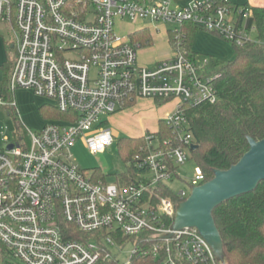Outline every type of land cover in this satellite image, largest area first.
Wrapping results in <instances>:
<instances>
[{
    "label": "built area",
    "instance_id": "1",
    "mask_svg": "<svg viewBox=\"0 0 264 264\" xmlns=\"http://www.w3.org/2000/svg\"><path fill=\"white\" fill-rule=\"evenodd\" d=\"M239 16L242 22L238 23ZM251 11L230 0H0V24L10 30L14 51L5 109L20 129L18 89L53 102L67 118L47 121L29 144L19 139L0 149V262L6 264H224L196 228L173 230L176 207L206 182L199 167L173 198L160 194L191 158L194 138L182 105L218 100L209 59H191L180 46L150 67L137 62L139 41L115 30L117 21L160 25L192 24L230 45L251 42ZM141 30L149 31V24ZM168 32V33H169ZM178 100L164 119L173 138L144 136L132 157L135 183H107L78 169L67 154L83 138L92 154L110 150L114 138L101 117L136 99ZM12 149H8L9 146ZM128 176V173H124ZM132 250L120 262L113 250Z\"/></svg>",
    "mask_w": 264,
    "mask_h": 264
},
{
    "label": "trees",
    "instance_id": "2",
    "mask_svg": "<svg viewBox=\"0 0 264 264\" xmlns=\"http://www.w3.org/2000/svg\"><path fill=\"white\" fill-rule=\"evenodd\" d=\"M242 20L239 16L238 23ZM247 28L254 29L253 41L242 46L231 44L234 57L229 61L194 53L192 45L199 29L192 24L183 25L178 32L168 33L171 47L180 46L191 59L201 61L208 58L209 73H220L216 81V103L197 107L182 105L197 146L191 151V159L203 172L206 182L213 178L214 170H227L239 161L249 149L248 137L254 141L264 138V8L251 10ZM130 37L139 41L142 48L152 44L147 30L130 34ZM12 65L13 60L8 57L1 66L0 92L5 98L10 97L8 76ZM163 103L157 102L158 105ZM39 111L47 121L59 122L67 118L54 106L43 105ZM155 135L160 140L173 138L164 120L159 121ZM143 145V137L123 138L117 142L126 164ZM96 170L97 176L103 175L101 170ZM127 173L128 176L121 175L120 181L135 183L138 170L128 166ZM160 194L176 201V195L168 187L161 188ZM213 219L223 242L225 264H264V181L254 191L218 206L213 211Z\"/></svg>",
    "mask_w": 264,
    "mask_h": 264
},
{
    "label": "rangeland",
    "instance_id": "3",
    "mask_svg": "<svg viewBox=\"0 0 264 264\" xmlns=\"http://www.w3.org/2000/svg\"><path fill=\"white\" fill-rule=\"evenodd\" d=\"M174 3L180 6L175 0ZM149 24V32L152 37V44L148 47L141 48L138 51L137 62L145 67L153 65L154 60H162L173 53V50L168 42V32L177 28L175 25H160L159 31L155 28V25L149 22H144L142 27ZM138 26L136 23L130 21H117L115 24L116 32L128 40L130 34ZM197 32L206 34L219 40L222 46L228 52V57L233 59L234 52L230 44L222 41L218 36L213 33H209L203 30ZM198 33V34H199ZM255 35L254 32L251 33ZM0 36L6 42L4 48L3 59L7 56L13 60L14 51L9 46L10 30L0 24ZM212 57V56H208ZM214 58V57H212ZM218 59V58H215ZM221 61H227L218 59ZM229 61V60H228ZM0 62V63H1ZM3 79V73L0 70V82ZM143 99V98H141ZM136 99L129 107L119 109L112 115L107 117H101L102 120H106L107 123L103 126L106 130L110 131L114 143L110 150H106L103 153L92 154L86 147L85 140L83 138H77L74 144L68 149L67 154L70 156L71 162L80 170L90 174L93 169H99L106 176L107 183H116L119 180V176L124 174L128 170V165L122 159L120 152L117 148V142L123 138H139L149 134L156 133L158 131V112H171L169 115L176 111L175 103L178 100L165 101V103L158 105L156 102L154 109L147 105L146 102ZM145 100V99H143ZM151 100V99H146ZM11 101L16 103V109L18 110L17 117L21 128H17V123L6 113V110L0 109V149H4L8 143L13 142L15 139H19L24 145L29 144V136L27 131L32 133L38 132L43 125L47 122L40 114V107L43 105L53 106V102L46 98L36 96L30 90L18 89L11 95ZM151 102V101H150ZM162 111H161V110ZM167 117V116H166ZM7 139V142H5ZM196 164L190 158L183 166H180L177 170L178 177H174L172 181L166 182V186L173 192L188 189V183L194 175V169ZM132 250L131 245H126L121 251L113 250L114 254H117L120 262H124L128 259L129 253ZM14 264H18L17 261H13ZM0 264H6L1 263Z\"/></svg>",
    "mask_w": 264,
    "mask_h": 264
},
{
    "label": "water",
    "instance_id": "4",
    "mask_svg": "<svg viewBox=\"0 0 264 264\" xmlns=\"http://www.w3.org/2000/svg\"><path fill=\"white\" fill-rule=\"evenodd\" d=\"M249 149L227 170H214L213 178L192 189L190 196L177 205L173 230L196 228L212 248L216 258L225 264L223 242L213 219L221 204L250 193L264 181V138H247ZM193 145L191 150H196ZM8 149H12L10 145Z\"/></svg>",
    "mask_w": 264,
    "mask_h": 264
},
{
    "label": "crops",
    "instance_id": "5",
    "mask_svg": "<svg viewBox=\"0 0 264 264\" xmlns=\"http://www.w3.org/2000/svg\"><path fill=\"white\" fill-rule=\"evenodd\" d=\"M175 1L180 6H184L190 0H175ZM230 2H231V5L233 7L245 8V9H247L249 11H251L253 8H264V0H230ZM173 3H174V0H173ZM174 4L176 5V3H174ZM142 28L143 27L138 24V26L134 29V31L131 34L140 31ZM198 33L199 32L196 33L195 39H194V42H193V45H192V51L194 53L200 54V55H205V56H212L214 58H218V59H222V60H227V61L228 60H231L228 57V52L222 46V44L219 42L218 39H216L214 37H211V36H208V35L203 34V33H199V34ZM5 47H6V42L0 36V62H1V58L3 57V52H4V48ZM170 56H168V57H170ZM168 57H166V58H168ZM7 59H8V56H7L6 59L4 58L3 61L0 63V70H1L2 64L4 62H6ZM156 61H158V60H154L153 62H156ZM141 101L146 102L147 105L150 106V107H152L153 109H154L155 104H156V102H152V100H146V99L143 100V99H141ZM178 103L179 102H176L175 105L177 106ZM170 113L171 112H163V113H161L159 111L158 112L159 115H158V117H156V118H158V123H159V121L166 119L169 116Z\"/></svg>",
    "mask_w": 264,
    "mask_h": 264
}]
</instances>
